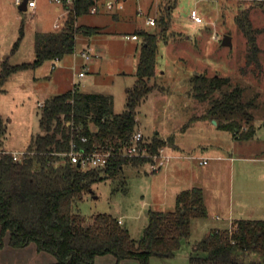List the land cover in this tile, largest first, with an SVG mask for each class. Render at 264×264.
Instances as JSON below:
<instances>
[{
	"label": "rangeland",
	"instance_id": "rangeland-1",
	"mask_svg": "<svg viewBox=\"0 0 264 264\" xmlns=\"http://www.w3.org/2000/svg\"><path fill=\"white\" fill-rule=\"evenodd\" d=\"M37 3L34 12L20 10L14 0H0V68L3 61L10 65L32 61L34 33L51 29L58 18L59 12L51 0H37ZM159 3L161 0H127L119 17L110 12L88 15L89 22L102 24L101 31L92 35L79 32L73 53L65 54L60 60H45L35 68L11 72L0 91V116L6 128L2 147L11 152L27 150L31 137L42 132L39 102L75 85L82 91L112 94L114 111L121 112L137 80L141 40L130 36L136 30L158 31L146 19L159 14ZM166 4L162 1L160 7ZM192 10L202 17L201 22L192 19ZM243 12L256 29L259 66L254 62L245 65L248 41L236 22V16ZM67 17L68 14L64 24ZM170 18L169 32L175 34L169 38L171 33H163L168 40L157 41L155 73L148 82L151 89L136 106L137 129L145 137L172 138L174 143L167 144L169 149L183 143L185 152L205 155L214 149H221L224 154L232 152L233 172L224 169L227 194L232 183L235 193L242 163L247 168L250 166L249 179L258 186V171L254 169L261 165L264 170V162L235 157H254L264 151V0H176ZM75 22L78 24V18ZM224 34L231 36V46L221 44ZM87 46L90 47L88 59L81 55ZM242 66L247 68L245 73L241 72ZM80 71H84L83 77L78 75ZM196 73L229 76L233 83L259 92L258 107L252 109V137L234 138L231 131L217 128L212 119L190 121L207 106L190 93L191 78ZM166 164L153 172L147 162L125 163L118 175L94 182L90 190L73 202L72 208L88 222L104 212L120 218L132 238L138 239L149 222L148 212L173 209L174 187L185 180L183 166L167 169ZM245 201L252 205L246 211L249 219H264V195L256 190ZM217 213L220 216L217 220L214 212L192 218L190 235L178 251L169 257L151 255L148 263L188 264L192 246L214 223L230 225L223 213Z\"/></svg>",
	"mask_w": 264,
	"mask_h": 264
},
{
	"label": "trees",
	"instance_id": "trees-1",
	"mask_svg": "<svg viewBox=\"0 0 264 264\" xmlns=\"http://www.w3.org/2000/svg\"><path fill=\"white\" fill-rule=\"evenodd\" d=\"M162 1L167 2L165 7H160ZM93 3L94 0H76L63 27L36 31L32 61L15 65L3 61L0 91L11 72L35 68L45 60L73 53L79 32H100V26L75 22L88 13ZM175 5L176 0L159 3V14L155 16L158 31L133 32L141 40L137 80L121 112L114 111L109 93L82 91L75 85L53 95L41 105L42 132L31 137L28 153L19 161L2 147L6 128L0 116V248L5 242L15 249L34 243L37 251L55 257L53 262L38 264H94L101 254H112L117 261L134 258L139 264H149L151 255H174L190 235L192 218L207 215L203 191L197 186L179 191L173 209L149 211V222L138 239L132 238L118 218L109 213H98L88 222L72 208L94 182L118 175L125 163L139 165L151 160L123 151L137 129L136 106L151 89L148 82L155 73L157 41L167 38L163 33L169 32ZM236 22L248 41L245 65L254 62L259 66L256 29L244 12L236 16ZM169 34L170 38L175 33ZM246 70V66L241 67L242 73ZM191 80L192 97L207 106L190 121L215 119L216 126L231 131L234 138L252 137V109L258 107V91L218 74L196 73ZM144 140L151 154L174 143L172 138L164 140L157 135L144 136ZM72 145L85 150H109V162L105 167L84 169L71 162L67 153ZM188 264H264V219L239 218L232 221L231 228H211L192 246Z\"/></svg>",
	"mask_w": 264,
	"mask_h": 264
},
{
	"label": "crops",
	"instance_id": "crops-1",
	"mask_svg": "<svg viewBox=\"0 0 264 264\" xmlns=\"http://www.w3.org/2000/svg\"><path fill=\"white\" fill-rule=\"evenodd\" d=\"M127 0L124 1V7L116 13L117 17L120 16L122 11L125 10V4ZM38 5V3H37ZM36 5V7H37ZM35 7V9H36ZM35 9L33 10L35 12ZM55 11L58 12V9L54 6ZM98 14H105L103 12ZM88 15L92 14H84L78 17L79 24H88L93 26H102L101 23L98 22H89L86 18ZM113 15V14H112ZM54 19L52 23L51 29L45 30H37V31H48L54 30ZM138 39V38H136ZM61 58L57 59L60 60ZM97 92V91H93ZM42 103V102H40ZM207 120V119H201ZM216 126V124H215ZM217 127V126H216ZM218 128V127H217ZM234 143H236L234 141ZM170 144H168L169 146ZM235 145V144H234ZM165 146V152L170 155V159L165 163V168H176L178 165L183 166L184 169V177L185 180L181 183H177L174 187L175 198L179 191L191 187H200L203 191L204 202L207 209V214H213L214 218L219 219L220 211L223 213L224 218H227L232 224V221L239 218H248L246 211H250L252 205L248 204L245 201V198H248L251 193L258 190L260 194L264 195V170L261 165H258L255 171H258V186L255 184L253 179H249V168L248 165L242 163L239 166V181L236 186V190L234 193L233 183L231 184L230 193L227 194V183H225V175L224 169H229L230 172H233V162L234 158L232 152L222 153L221 149L217 150H209V152L205 154L191 153L185 152L184 144H175L174 148L171 149ZM233 147V146H232ZM5 150L11 152L13 150H9L4 148ZM232 150V149H231ZM233 151V150H232ZM235 158H244L258 162H264V151L262 150L259 155L254 157H235ZM174 159V160H173ZM205 160V161H204ZM236 160V159H235ZM256 166V165H255ZM156 172V171H155ZM175 207V206H174ZM213 227L217 228H229L230 225L227 226H219L215 225ZM212 227V228H213ZM55 257L47 252L37 251L34 243H30L29 245L23 248H12L7 242H5L4 246L0 248V264H38V263H46L53 262ZM94 264H139V261L134 258H126L120 261H117L116 258L112 254H101L97 255L95 258Z\"/></svg>",
	"mask_w": 264,
	"mask_h": 264
},
{
	"label": "built area",
	"instance_id": "built-area-1",
	"mask_svg": "<svg viewBox=\"0 0 264 264\" xmlns=\"http://www.w3.org/2000/svg\"><path fill=\"white\" fill-rule=\"evenodd\" d=\"M54 6L58 9L59 16L54 22V28L60 29L64 26V18L66 15L74 11L73 7L76 0H51ZM125 0H94V3L89 7L88 14H98L101 12L117 13L124 7ZM22 0H14L15 4H20ZM37 5V0H27L26 8L29 11H33ZM138 13H142L138 11ZM191 17L195 22H201L202 17L197 14L195 10L191 11ZM147 23L155 25V16H148L146 19ZM128 36V35H127ZM129 37V36H128ZM132 39L138 38L136 34H131ZM81 55L88 59L90 57V47L83 48ZM80 77L84 76V71L78 73ZM39 105L42 103L39 102ZM83 141L85 137L81 138ZM28 153V150H22L19 152H11L12 158L15 161L21 160V158ZM71 162L78 164L84 169L88 168H99L105 167L110 159L111 152L109 150H99L97 148L92 150H85L83 148H76L72 145L71 149L67 153ZM123 154L130 156H148L151 160L148 161L150 171L159 170L169 159L170 155L165 152V146L159 148L157 153L151 154L148 151L147 145L145 144L144 134L140 129H136L131 136L130 144L124 149ZM205 161V160H204ZM121 223V219L118 218ZM232 225V224H231ZM231 225L229 228H231Z\"/></svg>",
	"mask_w": 264,
	"mask_h": 264
},
{
	"label": "water",
	"instance_id": "water-1",
	"mask_svg": "<svg viewBox=\"0 0 264 264\" xmlns=\"http://www.w3.org/2000/svg\"><path fill=\"white\" fill-rule=\"evenodd\" d=\"M26 2H27V0H22V2L18 5V8L20 10H26L27 9L26 8ZM221 44L231 46L232 45L231 36L229 34H224L222 41H221ZM212 120L216 124V120L215 119H212Z\"/></svg>",
	"mask_w": 264,
	"mask_h": 264
}]
</instances>
